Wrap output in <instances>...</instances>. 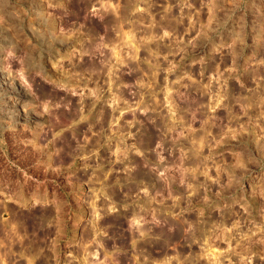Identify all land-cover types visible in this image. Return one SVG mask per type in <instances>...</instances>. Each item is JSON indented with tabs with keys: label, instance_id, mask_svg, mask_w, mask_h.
<instances>
[{
	"label": "rangeland",
	"instance_id": "1",
	"mask_svg": "<svg viewBox=\"0 0 264 264\" xmlns=\"http://www.w3.org/2000/svg\"><path fill=\"white\" fill-rule=\"evenodd\" d=\"M130 1L0 0V264H264V0Z\"/></svg>",
	"mask_w": 264,
	"mask_h": 264
},
{
	"label": "bare ground",
	"instance_id": "2",
	"mask_svg": "<svg viewBox=\"0 0 264 264\" xmlns=\"http://www.w3.org/2000/svg\"><path fill=\"white\" fill-rule=\"evenodd\" d=\"M83 1H84V0H83ZM79 2H80V1H79ZM126 2H127L126 5H125V6H126V10H124V11H126V13H125V14H122V16L124 15L122 19H125V18L128 17V14H129L128 12H130V10H131L132 7H133V4H132V2H131L130 0H126ZM124 9H125V8H124ZM122 12H123V11H122ZM140 18H141V17H140ZM120 21H121V20H120ZM122 21H123V20H122ZM120 23H121V22H120ZM121 25H122V24H121ZM112 26H113V25H112ZM116 26H118L117 23H116ZM116 26H115V27H116ZM119 26H120V25H119ZM119 26H118V27H119ZM163 26H164V25H163ZM171 26H172V25H171ZM175 26H176V25H175ZM113 27H114V26H113ZM150 35L152 36L153 34H150ZM154 35H155V34H154ZM101 36H102V35H101ZM134 39H135V38H134ZM108 40H109V39H108ZM99 43H100V42H99ZM98 48H99V47H98ZM150 48H151V47H150ZM100 115H101V114H100ZM171 127H173V126H171ZM171 127H170V128H171ZM194 161H195V160H194ZM196 161H197V160H196ZM98 178H99V177H98ZM149 207H150V206H149ZM157 215H158V214H157ZM95 227H96V226H95ZM92 236H93V235H92Z\"/></svg>",
	"mask_w": 264,
	"mask_h": 264
},
{
	"label": "flooded vegetation",
	"instance_id": "3",
	"mask_svg": "<svg viewBox=\"0 0 264 264\" xmlns=\"http://www.w3.org/2000/svg\"><path fill=\"white\" fill-rule=\"evenodd\" d=\"M159 27H161V25L160 26L159 25L155 26L150 32H156L157 28H159Z\"/></svg>",
	"mask_w": 264,
	"mask_h": 264
}]
</instances>
